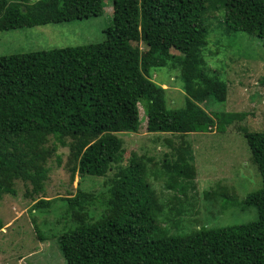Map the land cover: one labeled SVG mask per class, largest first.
<instances>
[{
    "label": "trees",
    "instance_id": "trees-1",
    "mask_svg": "<svg viewBox=\"0 0 264 264\" xmlns=\"http://www.w3.org/2000/svg\"><path fill=\"white\" fill-rule=\"evenodd\" d=\"M111 2L102 42L0 56V200L18 193V181L31 210L53 213V223L36 228L66 229L57 237L66 264H264V130L237 129L260 173L258 190L241 201L235 188L226 192L220 183L202 191L210 199L219 190L223 210L253 208L256 217L217 226L186 218L199 212L188 201L189 191L197 192L188 135L225 132L245 116L202 107L227 96L226 82L203 55L207 37L223 27L264 41V0ZM103 7L104 0H0V31L97 17ZM168 65L179 69L185 94L179 108L167 106L168 88L152 80V69ZM139 105L147 132L179 138L177 144L164 139L172 146L162 163L165 186L174 192L165 202L146 180L150 159L132 152L120 165L124 148L117 133L138 131ZM54 168L67 171L71 182L76 174L115 171L103 191L76 187L51 198L45 184ZM115 183L131 184L136 195L115 196L109 189ZM3 226L0 218V232ZM39 231L41 240L49 235Z\"/></svg>",
    "mask_w": 264,
    "mask_h": 264
},
{
    "label": "rangeland",
    "instance_id": "rangeland-1",
    "mask_svg": "<svg viewBox=\"0 0 264 264\" xmlns=\"http://www.w3.org/2000/svg\"><path fill=\"white\" fill-rule=\"evenodd\" d=\"M111 14L112 2L104 0L103 13L97 17L0 31V56L102 42L104 30L111 25ZM207 38L210 45L203 55L209 67L216 70L219 77L226 82L227 96L224 102L209 99L202 107L218 116L227 112H244L245 116L231 122L225 132H218L214 128L211 132L188 135L197 171V192L189 191L188 201L193 202L199 212L192 214L189 211L186 218L201 219L207 226L238 224L254 219L255 209L239 212L238 206L233 205L223 210L220 204L223 199L219 190L217 196L210 199L203 197L202 191L220 183L226 185V192L235 188L237 199L241 201L248 193L258 190L262 185L257 166L250 158L244 134L237 129L241 126L248 132L264 130V41L243 32L227 33L223 27L210 31ZM151 71L152 80L168 88L165 96L167 106L182 107L185 94L179 69L168 65ZM145 126V112L142 105H139L138 131L117 133L124 148V158L120 165L127 164V158L132 152L143 154L150 159L146 163V180L165 202L174 192L165 186L167 178L163 173L162 163L165 153L172 151V146L164 139L169 137L177 144L179 138L173 134L149 133ZM65 159L63 156L64 161ZM62 167L64 168L63 165ZM114 171L113 169L105 177H80L76 174L71 182L67 171L54 168L45 184L46 188L53 192L49 193L48 197L64 195L65 190L76 187L94 192L103 191L107 189L104 182L109 181ZM121 184L115 183V186L109 188L115 196L123 193L136 195L132 189L128 190L132 187L131 184L128 187ZM15 186L18 188L15 196L5 194L0 200V218L4 223L0 232V264H66L57 242L59 234L66 229L58 225L51 229L44 227L49 235L41 240L36 226L40 227L42 222L53 223L54 215L31 210L33 202L24 197L21 182L15 181ZM100 208L95 209L98 212ZM193 227L188 224L189 230ZM44 230L39 232L43 235L46 233Z\"/></svg>",
    "mask_w": 264,
    "mask_h": 264
}]
</instances>
